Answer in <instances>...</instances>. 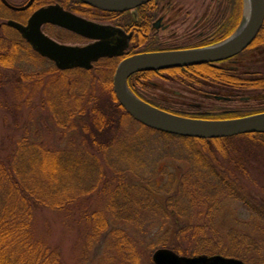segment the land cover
<instances>
[{
    "label": "trees",
    "instance_id": "16d2710c",
    "mask_svg": "<svg viewBox=\"0 0 264 264\" xmlns=\"http://www.w3.org/2000/svg\"><path fill=\"white\" fill-rule=\"evenodd\" d=\"M229 2L241 24L244 0ZM4 29L0 89L5 91L7 85L14 89L16 119L25 106L31 107L51 123V133L58 139H32L25 126L22 131L27 134L11 137L9 144L2 141L0 264H69L57 247L37 233L42 212L59 214L69 224L78 217L88 244L107 239L106 251L115 253L114 264H147L145 247L151 253L170 249L184 257L219 255L246 264L248 249H262L236 231L228 234V247L210 234L217 232L214 217L226 201L242 203L257 218L256 232L264 234V185L252 174L255 163L260 164L257 159H264V134L210 141L152 130L119 104L113 84L116 60L102 59L90 70H59L17 30ZM263 33L264 29L254 45L262 42ZM153 74L149 72L147 78ZM140 79V74L130 78L133 93L167 112L208 120L244 116H199L164 107L149 101L150 94L139 93ZM146 83L145 90L153 89ZM170 161L183 164L180 176L166 165L161 168ZM160 178L167 180L161 184ZM94 199L95 208L90 205ZM148 215L161 220L156 223L157 240L146 245L134 233H148Z\"/></svg>",
    "mask_w": 264,
    "mask_h": 264
},
{
    "label": "flooded vegetation",
    "instance_id": "af4514ba",
    "mask_svg": "<svg viewBox=\"0 0 264 264\" xmlns=\"http://www.w3.org/2000/svg\"><path fill=\"white\" fill-rule=\"evenodd\" d=\"M206 1L153 0L135 10L117 13L99 10L79 0H0V17L3 18L0 28L8 27L10 21L27 26L40 10L59 7L62 12L85 22L109 27L112 35L107 42L112 45L125 43L123 53L110 58L119 64L128 57L142 53L215 46L237 33L240 27L237 9L230 7L229 0ZM4 18L8 19L7 22H4ZM51 29L68 35L71 39L69 45L85 47L101 42L60 25L44 23L42 32L59 44L63 42L49 34ZM256 40L238 55L220 62L176 69L178 71H158L152 78H147L149 72L139 73L141 79L136 87L141 95L152 96L148 98L149 101L154 100L164 107L189 111L194 115L262 114L264 33L260 44L254 45ZM178 77L183 78L182 81ZM145 82L153 89L145 90L142 87Z\"/></svg>",
    "mask_w": 264,
    "mask_h": 264
},
{
    "label": "water",
    "instance_id": "95a60500",
    "mask_svg": "<svg viewBox=\"0 0 264 264\" xmlns=\"http://www.w3.org/2000/svg\"><path fill=\"white\" fill-rule=\"evenodd\" d=\"M91 7L108 12L123 13L135 10L153 0H79ZM28 3L25 8H28ZM244 17L237 33L224 42L207 48L148 52L124 59L114 72L113 84L119 104L139 124L157 132L196 139H221L245 134H264V113L226 120H205L179 116L159 109L138 97L128 86L129 79L138 73L201 66L226 60L238 55L252 44L264 26V0H244ZM24 8V9H25ZM44 23L60 25L90 40L101 42L85 47L59 44L42 32ZM33 49L53 61L59 70L82 68L90 70L101 58L119 56L125 43L107 42L112 33L107 26L85 20L51 7L37 12L29 25L10 21ZM154 264H245L223 256L184 257L169 249H159L153 255Z\"/></svg>",
    "mask_w": 264,
    "mask_h": 264
},
{
    "label": "rangeland",
    "instance_id": "374dc122",
    "mask_svg": "<svg viewBox=\"0 0 264 264\" xmlns=\"http://www.w3.org/2000/svg\"><path fill=\"white\" fill-rule=\"evenodd\" d=\"M206 2H209L207 0ZM1 18V17H0ZM1 18L0 20H2ZM4 22H7V18H4ZM1 22V21H0ZM9 29L11 27L8 26ZM13 29V28H12ZM5 29L0 28V37H3ZM14 34L10 31L6 33ZM49 34L57 36L60 40L68 44L71 42V39L66 34H59L55 30H50ZM14 89L10 85H7L5 91L0 89V99L2 100L0 104V148L2 146V141L5 140L6 144H9L8 141L11 137H21L26 131H29L27 136L32 137V139H47L51 142H56L58 139L57 135L51 133L50 128L51 123L47 120H43L42 115L39 111L34 110L33 108L26 106L22 111L19 112L18 118L16 119L13 115L14 111ZM10 103V104H9ZM9 105L10 107H7ZM34 105V104H33ZM239 106V105H238ZM32 114V115H31ZM26 126V131H22V128ZM21 131V132H20ZM259 163H255L254 169H252V174H254L256 181L261 185H264V159H257ZM168 166L170 171L181 175L184 170V166L181 163L170 161L164 162L161 168ZM166 178H160L159 183H165ZM90 205L95 208L98 206L96 199L90 201ZM108 218L110 219L111 216ZM161 220L160 216L148 215L145 218L147 234L144 235L140 231L135 232L134 234L138 237L136 239H144L146 245L151 244L157 240L158 237V226L156 223ZM72 221V222H71ZM69 224L61 217L59 214H54L51 212H42L38 216L37 220V233L43 237H46L49 243L57 247L62 254L63 259L69 264H114L111 262L112 255L115 253H107V239L102 238L98 244H88L89 241L85 230L83 227L78 224L79 218L73 217ZM256 221L257 218L254 217L240 202L235 201H226L224 202L222 211L217 213L214 217V222L216 223V234L208 235L207 238H212L214 240L222 241V244L228 247V234L230 232L236 231L237 234L247 236L255 240L259 245H261V250H255L254 248L248 249L246 252V259L248 264H264V234L261 231L257 230L256 232ZM156 226V227H155ZM157 228V230L155 229ZM154 229V230H153ZM152 232V233H151ZM151 233V234H150ZM150 234V235H149ZM212 239V240H213ZM146 250L144 253V263L150 264L152 262L153 253ZM117 264V263H116Z\"/></svg>",
    "mask_w": 264,
    "mask_h": 264
}]
</instances>
